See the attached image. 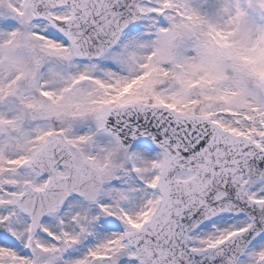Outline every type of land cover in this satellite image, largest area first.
<instances>
[{"label":"snow or ice","instance_id":"6c2138e0","mask_svg":"<svg viewBox=\"0 0 264 264\" xmlns=\"http://www.w3.org/2000/svg\"><path fill=\"white\" fill-rule=\"evenodd\" d=\"M0 264H264V0H0Z\"/></svg>","mask_w":264,"mask_h":264}]
</instances>
